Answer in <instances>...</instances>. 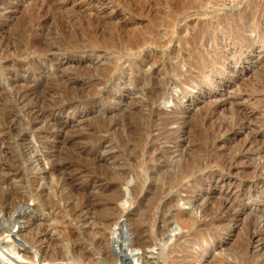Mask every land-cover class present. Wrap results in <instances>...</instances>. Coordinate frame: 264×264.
I'll return each instance as SVG.
<instances>
[{
	"label": "rangeland",
	"instance_id": "1",
	"mask_svg": "<svg viewBox=\"0 0 264 264\" xmlns=\"http://www.w3.org/2000/svg\"><path fill=\"white\" fill-rule=\"evenodd\" d=\"M14 259L264 264V0H0Z\"/></svg>",
	"mask_w": 264,
	"mask_h": 264
},
{
	"label": "bare ground",
	"instance_id": "2",
	"mask_svg": "<svg viewBox=\"0 0 264 264\" xmlns=\"http://www.w3.org/2000/svg\"><path fill=\"white\" fill-rule=\"evenodd\" d=\"M178 11V10H177ZM159 14V13H158ZM84 20V19H83ZM194 25V24H193ZM192 26V25H191ZM232 28V27H231ZM86 29V28H85ZM239 30V29H238ZM237 33V32H236ZM206 34H207V32H206ZM233 34V33H232ZM204 35H205V33H204ZM238 35V34H237ZM193 36V35H192ZM200 36V35H199ZM190 37V36H189ZM198 37V36H197ZM216 37V36H215ZM214 37V38H215ZM232 38H234V37H232ZM236 38H237V36H236ZM239 38V37H238ZM209 39V38H208ZM144 39H142L141 38V36L140 35H138V36H133V38H132V40L129 42V47H128V50H129V52H135L141 45H143L146 41H143ZM203 40V39H202ZM125 41V40H124ZM149 41V40H148ZM214 41V40H213ZM127 42H128V40H127ZM183 42V41H182ZM92 43V42H91ZM109 43V42H108ZM160 43V42H159ZM250 43H252V41H250ZM112 44V43H111ZM124 44H126V43H124ZM182 44V43H181ZM184 45V44H183ZM194 46V45H193ZM197 49V48H196ZM208 49V48H207ZM179 51V50H178ZM183 51V50H182ZM191 51V50H190ZM56 52V51H55ZM76 52V51H75ZM180 52V51H179ZM137 53V52H136ZM192 53V52H191ZM195 53H196V51H195ZM204 53V52H203ZM207 53H208V51H207ZM182 54H184L183 52H182ZM185 54H186V52H185ZM202 54V53H201ZM182 56V55H181ZM182 57H184V56H182ZM187 57H188V55H187ZM186 57V58H187ZM185 58V57H184ZM189 58V57H188ZM187 58V59H188ZM199 59H200V57H199ZM198 59V60H199ZM192 62V61H191ZM216 64V63H215ZM190 66L192 65V64H189ZM206 66V65H205ZM158 67V66H157ZM203 68V67H202ZM190 69V68H189ZM141 70V69H140ZM154 89H156V91H158V86L157 85H155V86H152ZM153 89V90H154ZM161 89V88H160ZM152 90V91H153ZM132 96V95H131ZM252 98V97H251ZM260 99V98H259ZM247 101V100H246ZM40 112V111H39ZM236 134H238V133H236ZM254 137V136H253ZM251 138V137H250ZM263 160V159H262ZM175 218H177V220L179 221V222H181V224H184V225H187V226H189V224H191V223H189L190 221H189V219H186L183 215H180V214H177L176 216H175ZM127 221V220H126ZM127 223V222H126ZM132 223V222H131ZM124 224V223H123ZM125 225V224H124ZM135 225V224H134ZM133 226V225H132ZM129 227V226H128ZM129 229V228H128ZM127 229V230H128ZM120 230V229H119ZM129 231V230H128ZM256 231V230H255ZM119 232V231H118ZM121 232V231H120ZM142 232H143V230H142ZM139 234V233H138ZM71 235V234H70ZM130 235H132V234H130ZM134 236V235H133ZM137 236V235H136ZM21 237V236H20ZM101 237V236H100ZM132 237V236H131ZM119 239V240H118ZM133 239V238H132ZM78 240V239H77ZM121 236H120V234H118V236H117V239H113L112 241H113V244H114V246H115V252H116V255H117V257L118 258H120L121 256H122V252H121V249H120V247H121V245H123L122 243H121ZM130 241V240H129ZM135 241V240H134ZM15 242V241H14ZM132 242V241H131ZM136 242V241H135ZM12 243V242H11ZM126 244H127V242H126ZM133 244V243H132ZM146 244V243H145ZM4 245V244H3ZM135 245V244H134ZM132 247H134L133 245H131ZM137 246H138V244H137ZM136 246V247H137ZM12 248V247H11ZM63 248V247H62ZM8 249H9V247H8ZM134 249V248H133ZM113 250V249H112ZM10 251V253L11 254H13L12 253V251L11 250H9ZM182 252V251H181ZM15 254V253H14ZM17 256V255H16ZM20 256V255H19ZM19 256H18V258H16V260L17 259H19ZM141 256V255H140ZM122 258V257H121ZM15 259H14V261H13V264H25V263H22L23 262V259L21 260V257H20V259H19V261L21 260L22 262H18V261H16ZM121 260V259H120ZM121 262H122V260H121ZM123 263V262H122ZM35 264V263H34Z\"/></svg>",
	"mask_w": 264,
	"mask_h": 264
}]
</instances>
